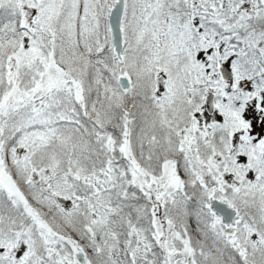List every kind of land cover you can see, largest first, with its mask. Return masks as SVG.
<instances>
[{
    "label": "snow or ice",
    "instance_id": "1",
    "mask_svg": "<svg viewBox=\"0 0 264 264\" xmlns=\"http://www.w3.org/2000/svg\"><path fill=\"white\" fill-rule=\"evenodd\" d=\"M0 264H264V0H0Z\"/></svg>",
    "mask_w": 264,
    "mask_h": 264
}]
</instances>
